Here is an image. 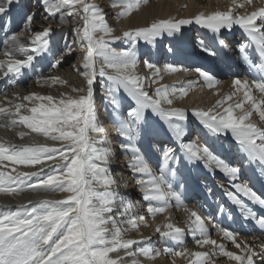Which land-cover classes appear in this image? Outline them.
Listing matches in <instances>:
<instances>
[{"label": "snow or ice", "instance_id": "1", "mask_svg": "<svg viewBox=\"0 0 264 264\" xmlns=\"http://www.w3.org/2000/svg\"><path fill=\"white\" fill-rule=\"evenodd\" d=\"M147 3L111 0L110 9L118 10L116 18H127ZM34 8L22 0H0V81L4 82L0 129L13 134L0 137V195H67L28 200L14 209L0 205V264H157L161 257L169 258L170 264L178 260L183 264H264V193L254 190L242 170L246 165L264 179V0H232L227 10L155 19L119 35L108 23L105 9L91 0H36ZM193 24L211 32L213 45L225 49L229 45L221 38L223 31L242 30L246 42L239 43L237 51L256 72L250 80L234 78L233 91L207 109L189 110L175 104L201 80L209 89L216 88L219 81L209 72L195 68L197 80L177 86L162 84V72L191 69L174 64L161 69L144 60L147 74L138 71L141 42L155 47L165 36L184 39L185 26ZM66 29L71 41L64 50L55 49L54 35ZM117 43L128 47L118 50L113 46ZM199 46L202 52L216 55L203 40ZM76 49L81 59L71 69L80 84L61 74L62 65ZM40 61L46 62L48 72L35 74L34 84L58 94L10 91ZM98 78L103 99L112 108L111 130L98 115ZM214 95L219 96V91ZM237 96L240 99L234 100ZM189 111L213 136L231 134L241 154L240 166L227 162L207 144L186 140ZM145 141H152L155 166L142 150ZM118 153L124 156L140 201L133 202L120 191L129 185L113 175L111 165ZM188 165L202 166L208 175L220 173L227 183L214 187L222 190L241 221L260 234L245 238L212 215L205 217L188 207L177 190L187 181L181 170ZM141 201L146 215L139 214ZM172 207L183 210L184 226L167 215ZM218 210L223 213L225 205L220 203ZM158 216H164L162 224L155 223ZM147 228L175 246L153 247L152 236L142 231ZM213 231L219 240L212 238ZM188 235L195 250L185 244Z\"/></svg>", "mask_w": 264, "mask_h": 264}, {"label": "bare ground", "instance_id": "2", "mask_svg": "<svg viewBox=\"0 0 264 264\" xmlns=\"http://www.w3.org/2000/svg\"><path fill=\"white\" fill-rule=\"evenodd\" d=\"M100 1L102 2L100 3ZM218 1H219L218 7L214 8L212 6V3L214 2V4H216V2ZM22 2L29 7H33V10H35L34 8L35 5H33V3L30 2L29 0H22ZM91 2L97 3L105 9V12L107 13L108 23L110 24V26L114 27L115 34L119 35L122 31L127 30L128 28L146 26L148 23H151L155 19H162L169 17L188 18L200 12L210 13L215 10H227L228 6L231 5L232 0H170V1L148 0V3L146 5L142 6L139 11H135L130 17L127 18L115 17V13L118 10L110 9L111 0H91ZM221 2H223L222 6L220 4ZM204 6H207L208 8L204 9ZM178 8L179 9L181 8L182 10L179 11ZM247 10L250 11L251 9H247ZM238 11L243 13L245 9H238ZM13 16H14V20L17 21V18L19 16L16 14V12L13 13ZM72 23L77 24L79 23V21L73 20ZM53 26L55 27L56 25L54 24ZM191 26H194V28H191ZM2 36L3 33H0V38H2ZM212 36L213 34L208 30L202 29L198 25L193 24V25L185 26L184 39L177 40L175 36L174 37L165 36L164 38L158 40L155 47L151 45H145L143 42H141L137 47L139 60H140L138 71L141 74L144 75L147 74V70L144 68L143 65L144 60H149L150 62L156 64L161 69H163V66L165 64H174L176 66L183 67L185 69H191L192 71L178 72L175 74H167L162 72V75H164V79L161 81L162 84L177 85V86L180 83L184 81L186 82L187 80L190 79L194 81L197 80V73L194 71L195 68H201L202 70L209 72L219 81V84L216 86V88L209 89L203 84L201 80L199 84L194 86L189 91L187 97H185L182 100L176 101L175 106L183 107L189 110L195 107H201L204 109L210 108L213 106V104L217 99L233 91L231 82L234 78H240L242 80L243 79L250 80L256 77L255 70L249 66V64L242 58V55L237 51L238 45H235L234 47L231 46L227 51L225 48H221L218 44L213 45V41L211 39ZM236 36H238L239 39L241 38V40L239 39L237 40L238 42L240 41L246 42V38L244 37L242 30H240L239 28H234L232 32L223 31L221 38L223 39L225 38V41L228 43V45H230L229 44L230 38L235 39ZM61 37H63L65 40L71 41L70 31L66 29L64 32L62 33L57 32L54 35V48L62 51L59 44V40ZM196 38L199 39L196 40ZM202 40L208 46L213 47V51L216 52V55L213 56L214 58L213 60L211 59L206 61L205 60L206 57H204V60L203 59L200 60L201 58L200 55L207 56L208 58L212 57L207 53L201 51L199 45H200V41ZM113 46L116 47L118 50L121 48L128 47L127 45L122 43H117L114 44ZM169 47H171L173 51L169 52L168 51ZM78 50L79 49H77V51ZM249 51L251 53V50ZM195 52H197V55L199 53V56H197ZM78 54L79 56L76 59V63L81 59L80 52ZM171 56H173V58L172 61L170 62L167 59L168 57ZM220 56H223V59L221 61L219 59ZM71 57L67 58L66 62L62 65L61 74L66 76V78L70 79L72 83L80 84L81 82L80 78H78L77 75L71 69V65L76 64V63H72ZM239 57H241V60H239ZM166 60L168 62H166ZM237 63L239 68L235 67ZM214 64H216L217 66L212 67ZM39 72H44L45 74H47L48 66L46 62L40 61L39 63H36L35 71L28 73L23 79L20 80L18 86L16 88L10 89V91H20L25 94L31 91H36L42 94H52L54 96L57 95L58 93L55 89L40 88L34 84L35 74ZM3 83L4 82L0 81V88L3 87ZM60 90L65 91L66 89H60ZM216 91H219V96L214 95V92ZM103 95H104V88L101 86L100 78H98L96 84V93H95L98 115L100 120L104 123V125L111 130L110 116H111L112 108L104 101ZM123 96L126 97V94H123ZM208 96H210V100H208V102H204L205 98H207ZM238 99H240V96L234 98V100H238ZM124 103L126 106L128 101L125 100ZM188 115H189V119L186 122V127L188 129L189 135L186 137V140L195 141L199 145L209 144L208 146L210 147V149L213 150L216 154L220 155L227 162L239 166L241 162V154L238 152V147L235 144L233 138L231 137V134L229 133L228 135L225 136L215 137L211 133H208L206 129H203V127L199 124V122L194 117L191 116L190 111ZM253 117H254L253 120H257L258 122V118L256 116ZM154 119H158V118H154ZM192 127L196 129L195 131L196 136H193L194 134H192L191 131ZM12 135L13 134L11 132H6L4 129H0V137L7 139L9 137H12ZM198 135H201V138ZM40 142H43V140L41 139ZM151 143L152 141H145L141 145V147L142 150L149 156L150 160L153 162V166H155L156 155L153 154L150 150ZM225 147L229 148L228 151L224 150ZM230 151L235 154V158H232L230 155H227V153L228 154L231 153ZM117 160L118 162L116 161L111 165L113 175L116 176V178L120 180L122 183H127L129 185L128 188L126 189L121 188L120 191L122 193H126L127 197L131 199L133 202L140 201L141 194L136 188L135 182L132 179L129 170L124 166V162H125L124 156L118 153ZM236 160L237 163L239 162L238 164L234 163ZM243 169L247 170L245 171V173L250 179L251 186L254 188V190H256L258 194L264 193V179H261L259 177V173L254 174L252 169L247 168L246 165L244 166ZM181 171L183 176L187 178V181L183 187H180L177 190L180 191L184 196L185 203L188 205V207L198 211L202 216L206 217L209 214L212 215L217 220V222L220 223L223 227L228 226L227 223L229 221L227 220L229 219V215H231L232 219L229 220H235L237 221V224L231 225V228L230 227L229 228L233 230L234 228H236V231H238L237 229H240L241 236L245 238H250L252 234L255 235L260 234L258 231L254 230L251 224L241 221L239 217V213L234 208V206L230 205V203L227 202L226 198L222 194V190L214 187L216 184L227 182L225 179L222 178L220 173H216L214 176L208 175L206 173V170L203 169L202 166H194V165H188L184 167ZM208 188H213L212 194L208 193ZM65 195L67 194L49 195L45 193H32V192H26L15 197L0 195V205H8L9 207L14 209L18 204H27L28 200H32L33 202H35L45 197L51 199H59V198H63V196ZM192 195H194L195 200L194 201L191 200L192 202H190L189 200L191 199ZM195 201H199L201 203L205 202V204H203L204 206L199 208L195 204ZM220 203H223L225 205V211L223 213H220L218 210V205ZM31 206L32 205H28L29 208ZM137 208L139 214L146 215V212L144 210V204L142 201L140 202V204L137 205ZM228 209H229V213L226 214V211H228ZM212 210L213 212H211ZM167 215L171 216L172 221L174 223L180 226H184L185 214L182 209H177L175 207H172L169 209ZM148 219H149V223H153L150 217ZM225 221H227L226 223L227 225H225ZM163 222H164V216H158L156 218L155 223L162 224ZM142 231L144 232L145 235L152 236L153 247L162 248L165 245L171 247L175 246L174 242L167 241L165 238L159 237L158 234L154 233L152 228L142 229ZM212 238L217 240L220 239L219 235L215 231H213ZM185 244L190 249H194V250L196 249V245L190 235L186 236ZM229 247H231V245H229ZM157 264H170V260L167 257H161L157 261ZM177 264H183V261L178 260Z\"/></svg>", "mask_w": 264, "mask_h": 264}, {"label": "rangeland", "instance_id": "3", "mask_svg": "<svg viewBox=\"0 0 264 264\" xmlns=\"http://www.w3.org/2000/svg\"><path fill=\"white\" fill-rule=\"evenodd\" d=\"M30 2H32L33 3V5H35L36 3H34L36 0H29ZM170 1V0H169ZM102 1H100V3H101ZM218 3H219V1L218 2H216V4H214V2L212 3V6L215 8V7H218ZM214 4V5H213ZM221 4V6L223 5V2H221L220 3ZM215 5H217V6H215ZM209 7H210V5H209ZM205 8H208L207 6H204V9ZM179 9V8H178ZM182 9L180 8L179 9V11H181ZM19 20V17L17 18V21ZM187 32V31H186ZM191 36V35H190ZM194 37H195V35H194ZM199 38H196V40H198ZM239 38H238V36H236L235 37V45H239V43L240 42H242V41H240V42H238L237 40H238ZM239 40H241V38L239 39ZM66 42H70V40H65L63 37H61L60 38V40H59V44H60V48L62 49V50H64V48H65V45H66ZM230 44V43H229ZM59 47V46H58ZM80 52V50H78L77 51V49H76V51L74 52V54H73V56L71 57L72 58V63H76V59L78 58V56H79V54L78 53ZM199 52H200V50H199ZM176 53V52H175ZM196 53V55H197V52H195ZM164 55V54H163ZM143 56V55H142ZM176 56V55H175ZM174 56V57H175ZM198 56V55H197ZM196 56V57H197ZM201 56V55H200ZM202 57H207V56H202ZM172 58H173V56H171V57H168V59L167 60H169L170 62L172 61ZM161 59V58H160ZM213 60L214 58H213V56L211 57V58H208L207 57V60ZM166 60V62H168ZM235 67H238V65H235ZM239 68V67H238ZM242 68V67H241ZM231 79V78H230ZM185 82V81H184ZM208 100H210V96H208L207 98H205V100H204V102H208ZM126 107V106H125ZM103 110H104V108H103ZM254 118V117H253ZM191 131H192V134H194L193 136H196V129L194 128V127H192L191 128ZM113 135V134H112ZM200 138H201V135H198ZM113 137H114V135H113ZM194 138V137H193ZM198 138V137H197ZM199 139V138H198ZM203 139V138H202ZM205 139V138H204ZM204 141V140H203ZM205 143V142H204ZM209 145V144H208ZM228 147H225V149L224 150H227L228 151ZM231 152V151H230ZM227 155H230L232 158H235V154L233 153V152H231V153H227ZM238 160V159H237ZM237 160L234 162V163H237ZM239 163V162H238ZM237 163V164H238ZM242 163V161L240 162V164ZM240 164H239V166H240ZM236 165V164H235ZM243 171H247L246 169H243ZM195 173V172H194ZM192 176V175H191ZM248 177V176H247ZM199 181V180H198ZM223 181V180H222ZM253 182V181H252ZM227 182H225V184H226ZM250 183H251V181H250ZM198 199V198H197ZM191 200H195L194 199V195H192V197H191V199L189 200L190 202H192ZM195 204L200 208V207H202V206H204L203 204H205V202L204 203H201V202H199V201H195ZM211 212H213V210L211 211ZM227 213H229V209H228V211H226V214ZM225 219V218H224ZM227 221H229L228 223H227ZM227 221H225V225H227L228 224V226H227V228H231V225H234V224H237V221H235V220H227ZM227 223V224H226ZM226 227V226H225ZM234 230H236V228H234ZM238 230V232H240V229H237ZM212 234H213V232H212Z\"/></svg>", "mask_w": 264, "mask_h": 264}]
</instances>
